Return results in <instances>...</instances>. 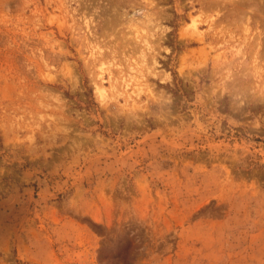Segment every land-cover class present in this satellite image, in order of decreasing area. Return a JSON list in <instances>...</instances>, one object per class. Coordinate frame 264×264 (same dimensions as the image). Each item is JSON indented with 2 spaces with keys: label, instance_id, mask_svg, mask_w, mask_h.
Segmentation results:
<instances>
[{
  "label": "rangeland",
  "instance_id": "374dc122",
  "mask_svg": "<svg viewBox=\"0 0 264 264\" xmlns=\"http://www.w3.org/2000/svg\"><path fill=\"white\" fill-rule=\"evenodd\" d=\"M0 264H264V0H0Z\"/></svg>",
  "mask_w": 264,
  "mask_h": 264
},
{
  "label": "bare ground",
  "instance_id": "6f19581e",
  "mask_svg": "<svg viewBox=\"0 0 264 264\" xmlns=\"http://www.w3.org/2000/svg\"><path fill=\"white\" fill-rule=\"evenodd\" d=\"M96 86H97V85H96ZM98 88H99V91L102 92V87H101V85H99Z\"/></svg>",
  "mask_w": 264,
  "mask_h": 264
}]
</instances>
